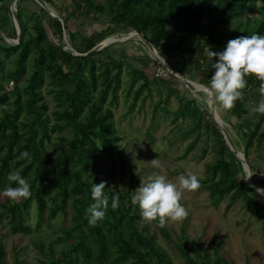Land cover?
<instances>
[{
	"label": "trees",
	"instance_id": "1",
	"mask_svg": "<svg viewBox=\"0 0 264 264\" xmlns=\"http://www.w3.org/2000/svg\"><path fill=\"white\" fill-rule=\"evenodd\" d=\"M13 1L0 0V191L9 186L8 173L19 171L31 184L32 194L21 201L7 198L0 203V221L6 218L12 232L28 234L39 231L44 224L50 229L53 221L58 222L55 229L58 235L51 243L31 242L35 250L46 256L38 261L39 264H170L168 255L156 245L155 236L150 233L138 205L132 203L137 189L134 173H129L128 189L118 191L110 187L111 173L104 177L102 170L97 168L99 161L100 167L105 162L103 156L114 160L117 157L119 164L125 162L123 155H117L122 149L114 145L120 138L115 135L110 109L117 102L123 62L111 59L103 64L97 59V55H111L112 46L93 55L78 57L63 50L62 44H56L55 39L63 40L64 27L73 49L85 54L106 38L135 32L167 63L170 60L164 53L177 58L179 75L204 77L207 83L214 71L212 58L207 55L209 49L222 51L231 39L264 33V0H72L74 10L70 15H96L107 23L104 31L89 37L68 29L69 14L62 19V26L33 0H18L19 42L9 44L3 35L7 39H17L10 10ZM22 1L33 2L36 10L23 15ZM153 64L155 68L159 65L157 61ZM128 76L126 94L133 93L130 109L145 91L150 93L151 85L156 89L166 86L168 92L173 91L169 81L154 76V70L151 80L142 69L133 68ZM248 80L243 98L228 110L229 120H235L241 129L244 121L257 118L252 133L243 129L241 134L243 156L254 172L249 149L254 139L264 149V131L260 132L264 114L251 111L260 99L261 81L254 76ZM137 83L141 84L134 90ZM44 92L50 95L51 112H48ZM161 103L159 100L156 109ZM178 109V117H189L192 124L196 123L192 132L203 129L205 136L215 143L216 161L207 167L206 176L200 179L201 185L207 184L211 198L218 203L228 195L227 208L239 198L243 207L251 209L252 216L264 219V196L257 195L247 185L241 163L226 145L217 126L206 116L204 120L212 125V130L207 127L209 124L205 125L206 130L202 124L200 126L201 112L196 105L191 107L190 102ZM232 143L235 149L240 148ZM25 150L30 152L31 159L21 158ZM258 158L264 159V153ZM121 168L124 174V165ZM251 179L259 188L253 173ZM102 180L107 181L110 200L112 193L119 192L120 204L116 209L109 206L106 216L92 225L86 209L94 202L92 183ZM243 190L253 197L243 200ZM32 205L35 208L34 229L26 225L23 218L24 211ZM154 222L159 233L171 242L164 225ZM178 240L176 247L184 264L225 262L218 246L212 245L210 254L202 244L189 247L185 237L180 236ZM0 264H8L1 241Z\"/></svg>",
	"mask_w": 264,
	"mask_h": 264
},
{
	"label": "rangeland",
	"instance_id": "2",
	"mask_svg": "<svg viewBox=\"0 0 264 264\" xmlns=\"http://www.w3.org/2000/svg\"><path fill=\"white\" fill-rule=\"evenodd\" d=\"M33 1L36 2L35 0ZM38 5V8L44 9L42 5ZM21 6L23 15H28L37 8L31 1H22ZM46 8L61 20L74 10L72 0H50L49 4H46ZM48 15L54 19L49 13ZM44 24L47 29V22L44 21ZM67 27L71 32L89 37L93 33L104 31L107 23L102 17L97 18L96 15L88 17L70 15ZM47 31L51 37L50 30L47 29ZM125 35L124 33H119L109 38L120 39ZM57 42L62 44L63 50H68L70 42L66 35L63 40L58 41L55 39L56 44ZM110 46H112L110 48L111 55L101 57L97 55V59H101L103 64L110 62L109 60L111 59L123 62L117 102L111 105L110 109L115 122V135L120 138V141L114 145L117 149H122V153L117 152V155H123L125 162L119 164L117 157L114 160L108 156H103L102 158H106L105 162L100 167L99 161L97 168L99 167L102 170L104 177L111 173L110 187L112 190H127L129 187V173L131 172L137 177V188L140 187L143 180L147 182L149 178L157 173L166 175L174 182L181 173L196 174L200 179L206 176L207 167L216 161L215 143L211 138L205 136L203 129L191 131V128L196 126L195 122L192 124L191 118L181 119V117H178V108L186 102H190L191 107L193 105L198 107L203 117V119H200V126L202 124L205 130V125L209 124L207 120H204L206 116L208 117L206 119L212 121L220 131L212 118V113H214L215 115L213 114V116L223 128L225 135L230 138L231 142L233 141L240 145L241 149H235L236 151L233 153H240L243 156L242 130L252 133L257 118L244 121V128L241 129L235 120H229V110L223 109L214 96L211 98L209 95L211 102L208 99L207 104L201 103L198 97L205 93V89L201 85L206 80L204 77H201L202 80L194 78L193 75L186 77L194 83L192 84V89L186 87L184 83L174 79V77L169 76L165 81L167 83L168 81L170 82L173 91L168 92L166 86H158L159 88L156 89L154 85H151L149 87L150 93L146 94L145 91L139 96L135 106L130 109L133 93L126 94L129 83L128 72L133 68L142 69L147 78L151 80V75L155 69L153 62L158 59L157 56L161 62L168 66H173L174 68L172 67V69L175 71L178 68L179 60L164 53L166 59L170 60L167 63L166 60L159 56L158 52L157 54H152L151 50L137 37ZM140 84L137 83L134 90ZM45 97L48 102V112H51L53 104L51 103L50 95L45 93ZM165 99L168 101L164 103ZM159 100L162 103L156 109L155 105H157ZM213 105L215 107H212ZM176 116L178 117L177 120L173 121L172 119ZM207 127L212 130L211 124ZM262 131H264V122L260 128V132ZM197 132L198 135H196ZM187 133L189 134L188 136ZM53 137H55L54 134ZM123 150L125 151L124 153ZM263 153L264 149L261 146L259 147L257 140L254 139V144L249 149V159L255 169L254 172L251 170L255 178V184L261 189H264V159L258 160V157ZM158 158L161 164L160 168H156L151 162ZM122 165H124V174L122 173ZM242 174H244V180L248 185L244 170ZM257 195L261 196L260 194ZM227 196L218 203L215 202L209 195L207 184L201 185L197 190H184L181 202L188 209L189 216L181 221L169 220L163 224L169 233L171 242L159 233L154 221H147L150 233L155 236L156 245L161 252L168 255L171 261L170 264H184L180 251L176 247L177 243L179 244L180 242L178 240L180 236L187 239L189 247L199 243L210 254L213 251L212 245L218 246L219 254L225 260L221 264H264V219L262 221L260 218L252 216L251 209L243 207L239 198H236L232 206L227 208L229 203ZM241 196L243 200L253 197L252 194L244 190L241 191ZM7 198L0 196V203H3ZM23 218L26 225H29L32 229L35 228L34 205L24 211ZM57 223V221H53V227L50 229L47 224H44L39 231H32L29 234L14 233L11 230V224L6 218H3L0 221V241L6 251L7 263L39 264V260L46 259L43 253L34 249L31 242L39 240L45 245L51 243L58 235V231L56 232L55 230ZM58 248V246L55 247V251ZM190 255L193 254L190 253Z\"/></svg>",
	"mask_w": 264,
	"mask_h": 264
},
{
	"label": "clouds",
	"instance_id": "3",
	"mask_svg": "<svg viewBox=\"0 0 264 264\" xmlns=\"http://www.w3.org/2000/svg\"><path fill=\"white\" fill-rule=\"evenodd\" d=\"M207 55L212 58L211 68L214 71L208 82L201 85L206 91L198 97L200 102L207 104L211 94L223 109H231L243 98L249 83L248 77L254 76L261 81L258 87L260 99L251 111L264 114V33L238 36L229 40L222 51L209 49ZM21 158L31 159L30 152L23 151ZM151 162L156 168L161 167L159 158ZM8 180L9 186L0 191V196L13 201L31 196L32 186L19 171L9 172ZM106 185L107 181L103 180L98 184L92 183L91 196L94 202L86 209L92 225L106 216L109 206L112 209L119 207V192L112 193L110 200ZM200 187L201 180L196 174L181 173L174 182L166 175L157 173L147 182L142 181L134 191L132 203L138 205L146 221H158L161 225L169 220L181 221L189 216L188 209L181 202L183 191H193ZM257 191L264 193V189Z\"/></svg>",
	"mask_w": 264,
	"mask_h": 264
},
{
	"label": "water",
	"instance_id": "4",
	"mask_svg": "<svg viewBox=\"0 0 264 264\" xmlns=\"http://www.w3.org/2000/svg\"><path fill=\"white\" fill-rule=\"evenodd\" d=\"M18 0H14L11 4V13H12V19H13V23L15 25V28L17 30V39L16 40H11V39H7L5 35H3L4 39H6L7 43H10V44H18L19 40V36H20V30H19V23H18V20H17V15H16V2ZM38 4L42 5V7H44V9L54 18V19H57L61 25L63 26V21L58 17V16H55L54 14L50 13L49 10L46 8V3H44L42 0H35ZM63 33H64V36L66 35L67 38L69 37L68 36V31L67 29H65L63 27ZM133 37H137L139 39H141L143 41V43L148 47L149 50H151V53L154 54L156 53L157 54V50L155 48H153L148 41H146L144 38H141L137 33L135 32H132V33H129L128 35H125L124 37H121L120 39H115V38H108V39H105L103 40L101 43H99L97 46H95L92 50H90L89 52L85 53V54H79L77 53L71 43L69 45V48H67L69 51H71V53L74 55V56H78V57H85V56H89V55H93L95 54L96 52L110 46V45H114V44H118V43H123V42H126L128 41L129 39L133 38ZM69 40V38H68ZM155 56V55H154ZM158 59H155V61H157L160 65H162L163 67H165V69L177 80L181 81L182 83H184V85L190 89L193 88L192 83L191 81H189L187 78L179 75L174 69H172L170 66L166 65L165 63L161 62V60H159V57L157 56ZM194 90V89H193ZM195 91V90H194ZM213 100V99H212ZM214 104V102H213ZM212 107H215V105H213ZM213 118V116H212ZM214 120V118H213ZM215 122V121H214ZM219 129H220V132L221 134L223 135V138H224V141L226 142L227 146L230 148L231 152H235V148H234V145L233 143L231 142L230 138L228 136L225 135L224 131H223V128L217 123L215 122ZM236 158L238 159V161L241 163L242 165V168L244 171H250L251 172V169H250V166L247 164V162L245 161V158L244 156H242L240 153H237L235 154ZM248 185L249 187L257 194H260L261 196H264V194L258 192L256 189L253 188V186L248 182Z\"/></svg>",
	"mask_w": 264,
	"mask_h": 264
},
{
	"label": "built area",
	"instance_id": "5",
	"mask_svg": "<svg viewBox=\"0 0 264 264\" xmlns=\"http://www.w3.org/2000/svg\"><path fill=\"white\" fill-rule=\"evenodd\" d=\"M159 64V63H158ZM167 65V64H166ZM154 76L161 79H168L169 76H172L162 65H158L154 69ZM173 77V76H172Z\"/></svg>",
	"mask_w": 264,
	"mask_h": 264
},
{
	"label": "bare ground",
	"instance_id": "6",
	"mask_svg": "<svg viewBox=\"0 0 264 264\" xmlns=\"http://www.w3.org/2000/svg\"><path fill=\"white\" fill-rule=\"evenodd\" d=\"M205 91H206V90H205ZM209 95H210V97L212 98V95H211V94H209ZM209 102H211V101H210V98H209ZM213 114H214V113H212V116H213ZM214 115H215V114H214ZM213 118H214V121L217 122L215 116H213ZM244 172H245V174H246V177H247V179H248V182L253 186V188L256 189V190L259 189V188L255 187V186L253 185V183H252L251 172H250V171H247V170L244 171ZM260 193H261V192H260ZM262 194H264V193H262Z\"/></svg>",
	"mask_w": 264,
	"mask_h": 264
}]
</instances>
